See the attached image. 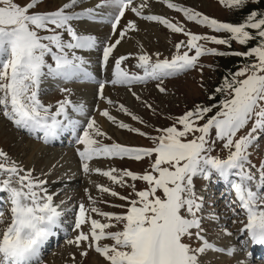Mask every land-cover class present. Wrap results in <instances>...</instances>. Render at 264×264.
<instances>
[{"label":"snow or ice","instance_id":"obj_1","mask_svg":"<svg viewBox=\"0 0 264 264\" xmlns=\"http://www.w3.org/2000/svg\"><path fill=\"white\" fill-rule=\"evenodd\" d=\"M80 2L65 0L54 10H41L43 0H30L23 5L16 0H0V111L3 116L17 129L42 133L44 143L71 132L84 146L78 150V155L85 174L95 172L135 191L136 199H130L109 187L97 185L99 191L125 200L128 208L126 212L116 214L80 203L74 222L78 234L68 243L81 249V257H87L89 251L94 250L105 264H208L209 252L233 256L237 251L235 246H218L209 240L208 230L203 226L204 197L195 190L194 178L207 180L215 174L229 184L235 194L231 203L238 205L246 215L247 223L241 233L246 232L253 243L264 245V163L256 166L250 159V149L259 139V133L264 132V11L253 10L244 22L231 23L211 18L192 7L163 0L168 8L182 12L186 20L216 33H228L229 37L224 38L188 31L182 23H173L163 15L145 14L149 7L147 0H142L139 5L134 0H100L94 8L76 12L74 9ZM250 2L259 3L260 0H219L221 5L231 8H242ZM106 7L114 10L109 16L113 35L126 12H131L188 38L175 45L176 54L171 59H160L158 53L155 59L146 52L139 55L138 67L142 74L129 73L121 67L129 56L117 58L113 79L100 83L98 89L99 98L107 99L109 105L115 102L104 97L106 83L130 86L159 81L156 87L166 94L167 89L161 86L163 81L197 68L202 56L235 55L254 59L224 77L222 85L216 89L223 95L219 103L195 105L177 117L171 126L157 129L159 135L155 137L118 122L108 109L102 110L100 114L118 123L120 128L153 141L152 147L106 145L99 137H111L102 131L94 116L83 128H80L79 120L69 116L70 109L83 115L86 108L83 103L73 102L69 88L62 89L68 95L56 102L55 111L53 105L45 104L40 98L45 80L69 82L92 77L87 61L77 52L95 49L102 42L94 35L78 31L73 22L95 19L97 9ZM136 30V21L128 20L115 42L103 43L105 66L117 45L130 31ZM233 41L246 47L252 41L256 43L244 52L230 53L206 46L214 43L231 48ZM182 47L186 49L183 52ZM192 52L194 54H190ZM132 95L140 99L135 92ZM209 99L214 100L215 95ZM146 107L152 109L153 106L146 104ZM118 109L144 123L125 105L119 104ZM214 109L218 110L214 112ZM250 123L248 132L237 138ZM189 136L192 138L188 139ZM217 141L223 142L222 148L228 151L226 158L211 154ZM152 157L155 159L151 171L143 174L130 169L102 170L90 166L91 161L98 158L141 161ZM253 168L258 169V176ZM34 171L24 168L0 149V199L6 195L11 205L10 221L6 222L8 217L0 204V264H41L45 244L57 235L56 230L62 225L63 212L54 203L53 194L48 192L47 180L33 176ZM126 178L142 180L148 187L136 190L134 184H127ZM89 200L95 205L90 194ZM232 211L235 213L236 209ZM91 213L109 222L93 219ZM116 224L122 225V230L108 231ZM85 225L89 226L87 232L83 230ZM224 234L233 235L227 230ZM109 239L113 241L111 245L101 244L102 240ZM247 255L250 257L251 253ZM72 259L75 261V254ZM236 264L246 262L238 260Z\"/></svg>","mask_w":264,"mask_h":264},{"label":"rangeland","instance_id":"obj_2","mask_svg":"<svg viewBox=\"0 0 264 264\" xmlns=\"http://www.w3.org/2000/svg\"><path fill=\"white\" fill-rule=\"evenodd\" d=\"M99 1L100 0H81L79 5L75 7L74 10L76 12H81L87 8H94ZM262 1L264 0H260V2ZM16 2L23 5L30 2V0H16ZM64 2L61 0H43L41 10H54ZM139 2H142V0H139ZM171 2L185 7H192L211 18L231 23L244 22L253 10L259 9L264 11L262 8H256V2H250L242 8L226 7L221 5L219 0H171ZM147 3L149 4V7L145 9V14L163 15L173 23H182L186 30L197 34L216 35L224 38L229 37L228 33H216L208 27L197 25L194 22L186 20L182 12L168 8L167 4L164 3L163 0H147ZM261 6L263 7V5ZM139 19L147 25V34L142 36L139 32H137L127 38L128 42L130 40H136L134 41L135 43L133 42L131 48H129L130 51L121 55L129 56L127 60L122 62L121 67L126 69L129 73L142 74V70L138 67L139 55L146 52L149 55H152L153 59H155L156 54L158 53L160 59H171L172 56L176 54L175 45L180 41H186L188 38L181 33H173L167 27L159 24L158 22L146 21L141 18ZM81 21L84 22L85 19L80 20L79 23ZM77 23L78 21H74L73 26L80 28L77 26ZM86 31L91 30L87 29ZM87 34H89V32ZM101 41L102 44L106 42V36L105 39H102ZM255 43L256 41H252L247 47H251ZM102 44L100 45L101 47L99 46L95 49H91L93 52L92 58L90 54H88L87 58V62L89 63H87L88 68L95 71V80L87 79L82 81L75 80L64 82L59 79H48L41 85L40 98L45 104L53 105V111H55L56 102L64 99L65 96L68 95L63 92L62 89L69 88L72 93L71 99L73 102L83 103L86 106L85 113L83 115L75 113L70 109L69 116L72 119H76L81 122L80 128L85 127L87 120L94 116L102 131L107 133L108 137H111V139L99 137V139L106 145L119 143L127 146L152 147L153 141L147 136H141L135 132L120 128L118 123H113L106 117L102 116L100 114L102 110L108 109L110 114L117 118L118 122L127 123L132 128H138L147 133L148 136L155 137L159 135L157 129L171 126L175 123L177 117L185 113L187 110L192 109L195 105H211L219 103L223 99V95L217 93L216 89L222 85L224 77L230 73L236 72L245 64L250 63L251 59H254H246L235 55L202 56L199 60L197 68L179 74L175 77L167 78L163 81L161 86L167 89L166 94L160 93L156 87L159 81H148L144 84L135 83L130 86L112 85L111 83H106L103 93L104 97L110 98L115 102L113 105H109L107 103V99L99 98L98 89L100 83L113 79L114 70L112 69L115 64L112 65L110 61H108L106 66L103 64ZM206 46L216 48L217 50L226 53H230L232 51L244 52L247 50L246 46L240 45L235 41L231 43V48L214 43H207ZM185 50L186 49L183 47L181 48V52ZM77 54L80 55V52H77ZM190 54H194V52ZM201 66L203 67L202 72ZM109 70L112 74H110V76H104L107 75L106 71ZM82 87L86 89L90 88V91L87 90L86 93L81 92L76 95V91ZM133 92L140 97L139 100L132 95ZM213 95H215V99H209V97ZM119 104L125 105L131 113L139 116L144 123L134 120L131 116L120 111L118 109ZM146 104H151L153 106L152 109L147 108ZM216 110L218 109H214V112ZM214 112L212 114H214ZM103 121L107 122L108 125L106 127H103ZM1 124H5V126L1 127ZM251 126L252 125L250 123L245 129L237 134V138L246 134ZM39 136L40 135L35 134L31 135L26 130L17 129L11 121L3 116L2 111H0V149L6 152L11 159L22 164L24 168L35 169L33 176L38 177L39 179L47 180L48 183L46 187L48 192L53 194L54 203L58 205L59 209L63 212L62 225L59 229L61 233L63 232V235H61L60 239H56L47 250L42 252L41 264H105L104 259L94 250H90L87 257H81V249H78L75 245H70L68 243V240L74 239V237L78 234V232L74 230V222L78 213L79 204L84 203L88 208L95 206L102 212L122 214L126 212L128 203L118 197L99 191L97 185L109 187L118 192L120 195L127 196L130 199H136L134 189L130 186L122 187L115 184L109 178L96 174L95 172L85 174L82 171V161L78 155V150L82 149L84 146L78 143L77 136L76 140L72 143L70 140V142L55 144L56 146L54 144L45 146L44 148L46 149L45 152H48L47 154L40 153L41 156L39 154L37 155V153L31 154L33 150L31 142L35 141V143H38L40 141L38 139ZM213 136H215V130H213ZM191 138V136L188 137V139ZM222 144L223 142L221 141L216 142L215 150L211 153L213 156H220L221 158L227 157L228 151L222 148ZM54 151H58L60 153L63 152V156L70 153L73 158L53 159V157H49V155L50 153H54ZM250 151V159L253 165L259 166L264 163V132L259 133V139L252 146ZM154 159L155 157L135 161L128 158H98L93 159L90 166L92 168H100L102 170H108L110 168L130 169L133 172L143 174L146 171H151V163ZM253 172H255L257 176L259 175L257 168H253ZM126 179L127 184H134L136 190H142L148 187L147 183L142 180L132 181L130 178ZM205 182L217 186L218 182H222L223 187L228 186L229 189H221L222 192L218 193L219 195L216 196V198L212 197L213 200L211 201H217V198H221L222 204L230 205V208L225 210L224 208L212 205L209 202L210 198L204 200L202 214L204 216L203 226L208 230L207 236L210 241L215 243H218V240L228 241V243L234 242V236H237L238 229L242 230L247 223L246 215L238 205L231 203L235 200V194L232 192V189L227 182L215 174L211 179L207 180L197 177L194 178L196 192L205 190L204 188L207 186L205 185ZM225 192H227L226 195ZM89 194L93 200L96 201L95 205H93L89 200ZM3 199H5L6 204L3 202L0 204L3 205L5 215L8 217V221L6 222H9V210L11 205L7 202L6 195ZM119 205H123V207H119ZM233 208L236 209L235 213L232 211ZM225 211L227 212L224 213ZM91 216L93 219L100 220L101 222H109L107 219L98 214L91 213ZM227 216L229 217L225 218ZM233 221L236 222L233 223ZM113 223L116 222L113 221ZM0 227H2V225H0ZM83 230L87 232L89 230V226L85 225ZM118 230H122V225L116 224L115 227L108 229V231ZM224 230L231 232L233 235H225ZM243 234L241 235L239 233V236L241 235L240 241L242 240V244L244 243V239L247 238V233L245 232ZM239 236L237 238H239ZM112 243L113 241L110 239L101 241L102 245H111ZM236 244L237 245L235 247L240 254L235 253V258L233 256H227L223 253L217 254L215 252H209L210 256L208 253V264H236L238 260L245 261L246 264L249 262L253 264H264V259L259 257H256L254 260L250 259L249 262L245 260L244 251L238 247L240 244L239 241H236ZM61 250L65 251V256L59 261L52 262V260H50L52 259L51 257ZM73 254H75V261L72 259Z\"/></svg>","mask_w":264,"mask_h":264},{"label":"bare ground","instance_id":"obj_3","mask_svg":"<svg viewBox=\"0 0 264 264\" xmlns=\"http://www.w3.org/2000/svg\"><path fill=\"white\" fill-rule=\"evenodd\" d=\"M61 1H65V0H61ZM100 2V1H99ZM134 3L136 4V5H139L141 2H139V0H134ZM87 5V4H86ZM113 9L112 8H110V7H106V8H102V9H97V12H98V15H97V17L95 18V19H88V18H84L85 19V21L83 22V21H81L80 23H79V21H78V23H77V26L78 27H80V28H77L78 29V31H82V32H84V34H87L88 32H89V34H91V35H94V36H96L97 37V39H98V41H100V42H102L101 40L103 39H105V36H106V42H104V43H108V42H115V40L118 38V36H119V32H120V30H121V28L125 25V23L128 21V20H135L136 21V23H137V26H138V30H136V31H130L128 34H127V36L125 37V39L124 40H122L121 41V43L119 44V45H117V47L115 48V50H114V52H113V56H111V58H109V61L112 63V65H114L115 64V60L117 59V58H119L123 53H126V52H128V51H130V49L129 48H131V46H132V44H133V42L136 40H130L129 42H128V40H127V38L128 37H131L133 34H135V33H137V32H139L142 36H144V35H146L147 34V25L143 22V21H141L140 19H139V17H136L135 16V14L134 13H131V12H126V14H125V17L124 18H122L121 19V22H120V26H118V28L116 29V32H115V34L113 35L112 34V28H111V24H110V22H109V16H110V14H112L113 13ZM142 25V26H140V25ZM110 29H109V28ZM87 29H90L91 31H86ZM91 32V33H90ZM112 35V36H111ZM140 36V35H139ZM141 37V36H140ZM135 43V42H134ZM103 45V44H102ZM99 47V46H98ZM101 47V46H100ZM97 48V47H96ZM78 52H80V55H82L84 58H85V60L87 61V58H88V54H90V56H91V58H92V55H93V52L91 51V50H81V51H78ZM90 52H92V53H90ZM88 63V62H87ZM89 64V63H88ZM111 68V67H110ZM87 69H88V71L92 74V75H94L95 76V74H94V72L95 71H93L91 68H88V66H87ZM112 69V68H111ZM112 70H114V67H113V69ZM107 72V75H104V76H110V74H112L111 73V71L109 70V71H106ZM106 72H105V74H106ZM109 74V75H108ZM96 77V76H95ZM78 80H87V79H78ZM89 80V79H88ZM87 85H88V83H87ZM80 87V86H79ZM84 87H82V88H79L77 91H76V95H78V94H80L81 92H83V93H86L87 92V90H89L90 91V88H84ZM84 95V94H83ZM84 97V96H83ZM102 106V105H101ZM100 106V107H101ZM3 125V126H2ZM108 124H107V122L106 121H103V127H106ZM5 126V124H1V127H4ZM31 135L33 134V133H30ZM63 134H65L66 136H64V138H63V136H62V140H64L65 139V142H70V140H71V143L74 141V140H76V135H73L71 132H65V133H63ZM40 138H38L40 141L38 142V143H35V141L34 142H31V144H32V148H33V150H32V153L31 154H34V153H37V155L39 154L40 155V153H48V152H45L46 151V149L44 148L45 146H47V145H49V144H51V143H44V141H43V139H42V137L41 136H39ZM66 137V138H65ZM37 139V140H38ZM30 144V143H29ZM53 144V143H52ZM55 144H59V142L56 140V142H54V145ZM27 146H28V144H27ZM56 146V145H55ZM29 147V146H28ZM41 156V155H40ZM71 156V157H70ZM49 157H53V159L54 158H61V159H72L73 157H72V155L69 153V154H66L65 156H63V152H58V151H54V153H50V155H49ZM64 157V158H63ZM49 159V158H48ZM205 185H207V186H205L206 188H204L205 190H201L200 192L201 193H203V192H206V191H208L209 189H208V187L209 186H211L210 185V183H207V182H205ZM211 187H213V186H211ZM229 189V188H228ZM218 193H220V190H218V188L217 187H214V189L212 190V193L211 194H207L206 195V197H205V199L204 200H207V198H210V203L212 204V205H214V206H217V207H219V208H224L225 210H227L228 208H230V205H227V204H222V200H221V198H217L216 200L217 201H211V200H213V198L212 197H214V198H216V196H218L219 194ZM217 207H216V209H217ZM219 208H218V210H219ZM224 211V210H223ZM222 211V212H223ZM221 212V213H222ZM227 211H225L224 213H226ZM222 215V214H221ZM229 216H227V217H225V218H228ZM222 219H224V218H222ZM60 229V228H59ZM56 230L57 231V233H58V235H59V238L61 237V235H63L61 232H60V230ZM239 233L242 235L243 233H241V229H238V232H237V236H234V242H229L228 243V241H222V240H218V243H216L218 246H228V245H232V246H236L237 244H236V241H239V245H238V247L239 248H241V250L243 249V244H242V240L240 241V238H241V235L239 236ZM244 235V234H243ZM239 236V238H237ZM236 237V238H235ZM51 239H52V241H53V238H50V240L46 243V245L44 246V248H43V250H42V252L43 251H45V250H47L48 249V247L49 246H51L52 244H50L51 242ZM245 249V248H244ZM212 253H214V252H212ZM236 253L237 254H240L239 253V251H236ZM43 254V253H42ZM235 254V253H234ZM245 255H244V257L246 258L245 260H247L248 262H249V258L246 256V253H244ZM65 256V251H59L57 254H55L53 257H51L52 259H50V260H52V262H55V261H59V260H61V258H63ZM209 256H210V253H209ZM220 256V255H219ZM212 257V256H211ZM233 257H234V255H233ZM235 258V257H234ZM222 260V259H221ZM52 264V263H51ZM248 264H253V263H248ZM258 264V263H257ZM259 264H261V263H259Z\"/></svg>","mask_w":264,"mask_h":264},{"label":"trees","instance_id":"obj_4","mask_svg":"<svg viewBox=\"0 0 264 264\" xmlns=\"http://www.w3.org/2000/svg\"><path fill=\"white\" fill-rule=\"evenodd\" d=\"M261 5H263V7ZM256 8L264 9V1L257 3V7Z\"/></svg>","mask_w":264,"mask_h":264}]
</instances>
